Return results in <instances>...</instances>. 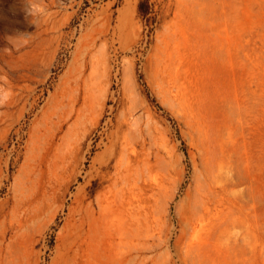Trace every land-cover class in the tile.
I'll list each match as a JSON object with an SVG mask.
<instances>
[{"label": "rangeland", "instance_id": "1", "mask_svg": "<svg viewBox=\"0 0 264 264\" xmlns=\"http://www.w3.org/2000/svg\"><path fill=\"white\" fill-rule=\"evenodd\" d=\"M0 264H264V0H0Z\"/></svg>", "mask_w": 264, "mask_h": 264}, {"label": "trees", "instance_id": "2", "mask_svg": "<svg viewBox=\"0 0 264 264\" xmlns=\"http://www.w3.org/2000/svg\"><path fill=\"white\" fill-rule=\"evenodd\" d=\"M138 12L141 16L145 17L147 19L148 15V7L144 5V3H139L138 5Z\"/></svg>", "mask_w": 264, "mask_h": 264}, {"label": "bare ground", "instance_id": "3", "mask_svg": "<svg viewBox=\"0 0 264 264\" xmlns=\"http://www.w3.org/2000/svg\"><path fill=\"white\" fill-rule=\"evenodd\" d=\"M172 55H170V57H171ZM169 57V56H168ZM127 162H125V164H126ZM137 170V169H136ZM123 175V174H122ZM118 179V178H117ZM122 181V180H121ZM114 186H115V189H116V183L114 184ZM120 191V190H119ZM121 193V192H120ZM119 196V195H118ZM199 201V200H198Z\"/></svg>", "mask_w": 264, "mask_h": 264}]
</instances>
